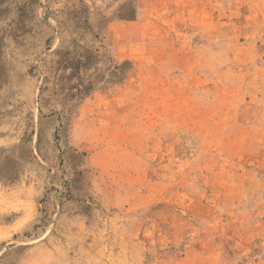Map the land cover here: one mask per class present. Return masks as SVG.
Wrapping results in <instances>:
<instances>
[{
  "label": "rangeland",
  "instance_id": "374dc122",
  "mask_svg": "<svg viewBox=\"0 0 264 264\" xmlns=\"http://www.w3.org/2000/svg\"><path fill=\"white\" fill-rule=\"evenodd\" d=\"M127 1L0 0V264H264V0Z\"/></svg>",
  "mask_w": 264,
  "mask_h": 264
},
{
  "label": "crops",
  "instance_id": "0c3cea01",
  "mask_svg": "<svg viewBox=\"0 0 264 264\" xmlns=\"http://www.w3.org/2000/svg\"><path fill=\"white\" fill-rule=\"evenodd\" d=\"M122 1H127V0H122ZM127 2H129V1H127Z\"/></svg>",
  "mask_w": 264,
  "mask_h": 264
}]
</instances>
